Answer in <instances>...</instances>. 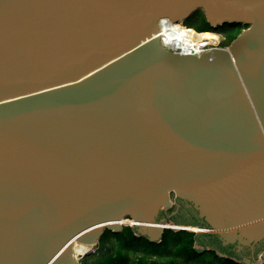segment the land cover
Segmentation results:
<instances>
[{"label":"water","instance_id":"1","mask_svg":"<svg viewBox=\"0 0 264 264\" xmlns=\"http://www.w3.org/2000/svg\"><path fill=\"white\" fill-rule=\"evenodd\" d=\"M134 2L0 0V264H79L125 227L264 264V0ZM197 13L246 29L199 56L160 41Z\"/></svg>","mask_w":264,"mask_h":264},{"label":"trees","instance_id":"2","mask_svg":"<svg viewBox=\"0 0 264 264\" xmlns=\"http://www.w3.org/2000/svg\"><path fill=\"white\" fill-rule=\"evenodd\" d=\"M194 22H198V23L200 22L203 25L201 28L195 27L197 31H201V32L204 31L203 33H197L198 36L211 34L210 32H205L206 30L205 27H208V24L206 23L201 13H197L193 15L186 24H190L191 27H194L193 24ZM219 35L225 37V41L222 44L224 46L234 41L240 35V33L239 31H230V32L227 31V32H220ZM204 225L207 227L206 224ZM133 232H134L133 229L129 227L123 229L119 233L106 232L104 237L100 241L99 244L100 248H98L96 253L92 254L85 260H91L94 262L93 264H130L128 252H133L135 255L138 256V258L136 259V264H156L154 262L147 263L146 260L144 259L146 257L156 256V255H158L161 258L170 257L171 253H168V250L166 254L163 256L162 253L165 249L164 245L165 242L167 241V235L171 234L170 242H172L173 244V249L180 247V249L177 252L178 254H176L178 257L181 256V254H183L182 256H185L186 258L189 257L187 258V260L188 259L191 260L193 256L198 254L201 256L212 255V258H209L208 261L206 260L202 261V264H237L231 259H223V258L220 259L215 254L217 253L216 251L217 249L212 247L213 245L210 244V241L200 238L199 236V235H203L206 238L210 237L213 241L219 243V245L221 246L219 248L225 252L226 256L237 257V255H235L236 250L233 248V246H222L217 235L203 234V233L194 235L192 233H188L185 231H180L179 234H177L167 230L165 231L161 242L155 245V243H148L144 238L137 237L136 233ZM180 234L183 237H180L179 236ZM133 243L136 244L142 243L144 247H147L149 249H154L153 254L151 253L152 251L149 250L139 254L137 252L139 250H130V248L133 247L132 245ZM114 245H116L117 247L114 248ZM198 247H201L202 249L198 250ZM190 264H198V261L193 260Z\"/></svg>","mask_w":264,"mask_h":264},{"label":"rangeland","instance_id":"3","mask_svg":"<svg viewBox=\"0 0 264 264\" xmlns=\"http://www.w3.org/2000/svg\"><path fill=\"white\" fill-rule=\"evenodd\" d=\"M193 24H194V27H191L190 24H184V27H181L183 32L185 33V38H186L185 44L186 45L189 43L190 39H198L199 37H201L200 35L198 36L197 33H203L204 32V31L201 32V31H197L196 30V28H199V27L201 28L203 26L202 23L194 22ZM164 33H165V31L162 28V34H164ZM211 34H212V36H210V37H213V40L209 44H206L204 46L199 47L198 48V53H203L204 51L208 52L210 49H214V48H226V47H228L230 45V44H227V45H224V46L222 45L224 43V41H225V37H223L222 35L215 34V33H211ZM183 48H185V47H183L180 44L177 49L180 50V49H183ZM184 50L186 52H190L186 48ZM174 199L175 198H173V196H172L171 197V201H172L173 206L169 210L164 211V215H165L166 218H169L177 210V207L174 205ZM188 228H187L189 230L188 233H192V234L195 235L196 228L195 227H188ZM123 229H126V227L123 228ZM168 230L171 231L170 229H168ZM172 233L179 234V231L172 232ZM179 236L183 237L181 234ZM170 237H171V234L167 235V241L165 242V245H164L165 249H164V251L162 253V256H163V255L166 254V252L168 250V253H171L170 257L161 258L158 255H156V256L146 257L144 260H146L147 263L154 262L156 264H190L194 260V261H198V264H202V261H204V260L208 261L209 258H212V255H210V256L209 255L201 256L199 254L193 256L191 260L190 259L187 260V258H189V257L186 258L185 256H182L183 254H181V256L178 257L176 254H178L177 252L180 249V247L176 248V249H173V244H172V242H170ZM157 244L158 243H155V245H157ZM132 245H133V247L130 248V250H139V251H137L138 254L139 253H144V252H146L148 250L152 251L151 253L153 254L154 249H149L147 247H144V245L142 243H139V244L133 243ZM116 247L117 246L114 245V248H116ZM98 248H100V246ZM88 250H92L94 252L96 249L92 248V247H88V246H77L76 249H75V256L78 253H80V252H84L85 253ZM128 253H129L128 256H129V259H130V264H136V259L138 258V256L135 255L133 252H128ZM83 261L79 262V264H93L94 263L91 260H85L84 262Z\"/></svg>","mask_w":264,"mask_h":264},{"label":"bare ground","instance_id":"4","mask_svg":"<svg viewBox=\"0 0 264 264\" xmlns=\"http://www.w3.org/2000/svg\"><path fill=\"white\" fill-rule=\"evenodd\" d=\"M175 26V27H174ZM184 27V25L179 24V23H172L169 21H162L161 25H160V30H159V36L158 38L160 39V41L162 43H165L167 45V48L172 49V50H176L179 53H181L182 55H201L203 53H205L206 51H204L203 53H198V48L201 46H204L206 44H209L212 40L213 37H210V35H201V37H199L198 39H190L189 43L186 45L185 44V33L183 32L182 28ZM162 28L164 29L165 33L162 34ZM212 35V34H211ZM182 45L183 47H185L186 49H188V51L190 52H186L183 49H177L179 47V45ZM122 223H130L129 221H122ZM189 229V228H188ZM77 246H87V245H81L78 243H74L73 244V251L75 253V249ZM91 247V246H88ZM90 250L86 251L85 253L89 252ZM84 252H80L77 255H84ZM76 257V256H75Z\"/></svg>","mask_w":264,"mask_h":264},{"label":"flooded vegetation","instance_id":"5","mask_svg":"<svg viewBox=\"0 0 264 264\" xmlns=\"http://www.w3.org/2000/svg\"><path fill=\"white\" fill-rule=\"evenodd\" d=\"M186 24V23H185ZM205 32H210V33H215V34H219L220 32H230V31H239V33L241 34L246 28L245 27H242V26H237V25H231V24H227V25H223V26H220V27H217V28H211V27H205ZM178 205H180L181 203H183L182 201H179V200H176ZM180 203V204H179ZM193 209V208H192ZM194 211V210H193ZM195 212V211H194ZM196 213V212H195ZM197 214V213H196ZM197 216V215H196ZM198 217V216H197ZM199 219V217H198ZM201 220V219H199ZM262 244V242L258 243L257 245L254 246L253 250L250 251L248 248H245L243 250V252L247 251L248 252V256L250 259H253L254 256L256 255L255 253L257 252V247H259L260 245ZM233 247L235 245H232ZM236 251H237V248L235 246L234 248ZM258 255V254H257ZM256 255V256H257Z\"/></svg>","mask_w":264,"mask_h":264},{"label":"snow or ice","instance_id":"6","mask_svg":"<svg viewBox=\"0 0 264 264\" xmlns=\"http://www.w3.org/2000/svg\"><path fill=\"white\" fill-rule=\"evenodd\" d=\"M139 4H140V0H135V2L132 4H129L128 7H138Z\"/></svg>","mask_w":264,"mask_h":264},{"label":"crops","instance_id":"7","mask_svg":"<svg viewBox=\"0 0 264 264\" xmlns=\"http://www.w3.org/2000/svg\"><path fill=\"white\" fill-rule=\"evenodd\" d=\"M98 247H99V245H98ZM98 247H97L96 250L93 252V254L96 253V251L98 250ZM91 255H92V254H91ZM91 255H90V256H91ZM222 258H223V259H229V258L220 257V259H222ZM237 264H245V263H243V262H239V263H237Z\"/></svg>","mask_w":264,"mask_h":264},{"label":"built area","instance_id":"8","mask_svg":"<svg viewBox=\"0 0 264 264\" xmlns=\"http://www.w3.org/2000/svg\"><path fill=\"white\" fill-rule=\"evenodd\" d=\"M211 50V49H210ZM173 51H176V50H173ZM177 53H179L178 51H176ZM200 55V54H199ZM199 55H197V56H199ZM260 259H261V257H260Z\"/></svg>","mask_w":264,"mask_h":264}]
</instances>
